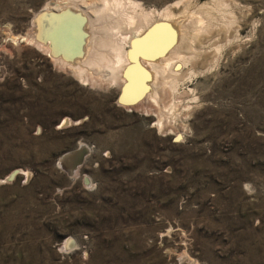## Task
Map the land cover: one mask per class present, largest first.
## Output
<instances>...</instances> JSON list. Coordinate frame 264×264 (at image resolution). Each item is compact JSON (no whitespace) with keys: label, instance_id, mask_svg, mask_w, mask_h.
Returning a JSON list of instances; mask_svg holds the SVG:
<instances>
[{"label":"rangeland","instance_id":"374dc122","mask_svg":"<svg viewBox=\"0 0 264 264\" xmlns=\"http://www.w3.org/2000/svg\"><path fill=\"white\" fill-rule=\"evenodd\" d=\"M52 1L0 0V264H264V0H135L200 35L132 105L28 40Z\"/></svg>","mask_w":264,"mask_h":264},{"label":"bare ground","instance_id":"6f19581e","mask_svg":"<svg viewBox=\"0 0 264 264\" xmlns=\"http://www.w3.org/2000/svg\"><path fill=\"white\" fill-rule=\"evenodd\" d=\"M68 1L55 0L40 9L34 18L37 42L32 37L28 40L43 48L54 63L70 69L81 81H89L93 73L102 77L106 73L111 81L121 79L119 101L123 105L145 98L157 103L159 86L176 91L182 78L179 67L199 55L193 51L195 43L192 42L199 38L200 31L188 34L185 26L178 27V13L171 7L156 10L158 20L165 21L161 24L158 20L148 22L150 12L146 10L138 11L139 18L136 17L133 13L140 5L135 0H83L79 4ZM174 32H177L175 43ZM126 43L129 49L125 48ZM67 121L65 118L62 124ZM158 123L162 124L161 120ZM84 151L88 148L82 145L78 150L65 152L60 159L63 169L74 174ZM17 173L13 171L9 178ZM24 173L27 172L20 171ZM74 244L72 239L65 241L66 246Z\"/></svg>","mask_w":264,"mask_h":264}]
</instances>
